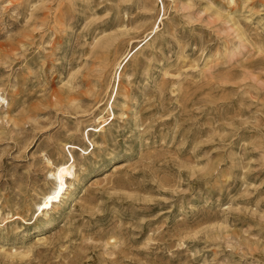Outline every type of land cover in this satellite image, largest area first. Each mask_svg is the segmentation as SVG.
Segmentation results:
<instances>
[{
    "label": "rangeland",
    "instance_id": "1",
    "mask_svg": "<svg viewBox=\"0 0 264 264\" xmlns=\"http://www.w3.org/2000/svg\"><path fill=\"white\" fill-rule=\"evenodd\" d=\"M0 264H264V0H0Z\"/></svg>",
    "mask_w": 264,
    "mask_h": 264
},
{
    "label": "bare ground",
    "instance_id": "2",
    "mask_svg": "<svg viewBox=\"0 0 264 264\" xmlns=\"http://www.w3.org/2000/svg\"><path fill=\"white\" fill-rule=\"evenodd\" d=\"M155 24L152 26L151 32L148 33V35H146L144 40H147V39L151 38V33L156 31L158 26L155 25ZM142 44L143 43L140 42L139 44L136 45V47L130 49L122 57V59L118 62L117 70H116V73L119 70V73H118V76H117L118 80H120V78H121V73H122L124 65L133 57L135 52L142 46ZM118 86H119V83L117 85V88H116V91H115V95L113 97H111L107 101V103H106V105H105V107L103 109L104 112H106V111L108 112L106 114V117H105V115H101V116H99L97 118L98 123L95 126L100 128L99 131L104 130V126H105V123H106L107 120L112 121L114 119V117H115V111L113 110V102L115 100V96H116V93H117V90H118ZM101 117H104V118L102 120H99ZM94 128L95 127H89L88 129H86L83 132V136L87 140H89V143L91 142L92 144H94V142L89 139V133H90L91 130H94ZM65 145L67 146V144H65ZM68 147L76 148L77 145L69 144ZM68 152L70 154L69 159L67 161H65V162L58 163L57 166L52 168V170H51V174L53 176L52 177L53 178L52 179V184L49 187V189L46 190L43 193L42 199L39 202H36V209H35L36 215L34 214L32 216V219L34 221H36L40 216L48 214L49 210L47 208L50 205H51V209L52 208L54 209L57 206L56 204H51V202H52V200H55V201H57L58 199L60 200V197L62 196V194L64 193V191H65V189H66V187L68 185V177H72V178H76L77 177V161H76V158H75L74 154L72 153V151L70 149L68 150ZM89 153H91V155H93L92 157L94 158L95 151L91 150ZM115 157L119 159L121 157V155L118 154ZM80 183L81 184H79L77 187H75L73 190H71L72 193L73 192L76 193L80 189V187L83 184V182H80ZM72 193H71V195H74V193L73 194ZM68 204H69V201L65 202V205H68ZM56 223H57V219L48 220L43 225H41V226L36 228L38 234L41 233L42 231H45L49 227L51 228Z\"/></svg>",
    "mask_w": 264,
    "mask_h": 264
}]
</instances>
